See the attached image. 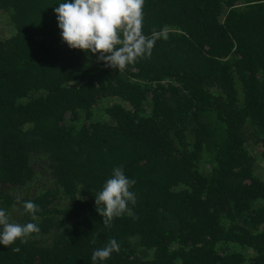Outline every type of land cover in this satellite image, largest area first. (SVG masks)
I'll list each match as a JSON object with an SVG mask.
<instances>
[{
	"label": "trees",
	"instance_id": "16d2710c",
	"mask_svg": "<svg viewBox=\"0 0 264 264\" xmlns=\"http://www.w3.org/2000/svg\"><path fill=\"white\" fill-rule=\"evenodd\" d=\"M63 2L0 0V209L40 228L0 264H93L113 238L96 264H264V0H144L155 43L122 70L61 42ZM116 167L136 203L105 226Z\"/></svg>",
	"mask_w": 264,
	"mask_h": 264
},
{
	"label": "clouds",
	"instance_id": "9594fccd",
	"mask_svg": "<svg viewBox=\"0 0 264 264\" xmlns=\"http://www.w3.org/2000/svg\"><path fill=\"white\" fill-rule=\"evenodd\" d=\"M144 0H64L53 9L61 42L71 50L97 56L106 67L122 70L138 57L150 55L155 39L142 32V8ZM136 183L129 179L121 167L113 169L102 189L94 198L95 210L105 226L123 214L132 215L129 203H136V194L130 189ZM32 221L38 217V206L31 200L21 202ZM37 223L21 224L10 219L8 212L0 209V245L8 248L17 240L25 243L34 233H39ZM12 251L19 252L18 247ZM120 251L116 239L96 249L91 256L93 264L105 261Z\"/></svg>",
	"mask_w": 264,
	"mask_h": 264
},
{
	"label": "rangeland",
	"instance_id": "374dc122",
	"mask_svg": "<svg viewBox=\"0 0 264 264\" xmlns=\"http://www.w3.org/2000/svg\"><path fill=\"white\" fill-rule=\"evenodd\" d=\"M11 33H12V28L7 20V16L0 10V37H7ZM107 104L108 101H103L100 106L102 105L106 106ZM97 109H101V107L100 108L98 107ZM101 113H102L101 111H97L98 117L101 116ZM249 149L256 156V173L261 178L264 179V158L262 157L261 154V148L256 145H252L251 147H249ZM35 188L31 190L32 192L31 194L36 193L37 190ZM11 209L12 210L8 211L10 219L16 221L19 218L21 212L18 208H11Z\"/></svg>",
	"mask_w": 264,
	"mask_h": 264
}]
</instances>
